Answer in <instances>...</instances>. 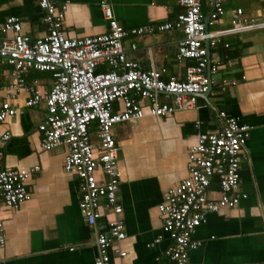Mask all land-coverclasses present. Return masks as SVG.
Here are the masks:
<instances>
[{
	"label": "crops",
	"instance_id": "obj_1",
	"mask_svg": "<svg viewBox=\"0 0 264 264\" xmlns=\"http://www.w3.org/2000/svg\"><path fill=\"white\" fill-rule=\"evenodd\" d=\"M56 1L58 5L67 2L62 20L65 36L84 37L107 31L101 0ZM107 1L125 28L172 22L183 11L179 0ZM237 7L248 18L264 20V0H225L224 15L208 29L229 27ZM202 11L205 15L210 11L205 3ZM44 14L36 0H0V22L8 16L19 17L22 30L31 39L45 35ZM182 36L178 29L155 30L129 34L122 45L127 57L144 69L154 66L164 79H183L186 67L193 61L176 60ZM132 43L136 44L134 50ZM211 53L218 57L220 68L212 75L210 91L196 97V107L178 109L162 117L146 115L111 129L118 145L117 194L126 232L120 244L126 255L120 259L113 255V261L154 264L159 257L174 264L162 257L171 240L162 230L158 205L168 189L187 177V147L197 141L200 131L216 130L217 113L224 110L251 127L239 162V188L247 197L235 206L205 214V221L192 234L200 244L188 250L185 264H264V28L224 35ZM223 77L236 79V84L221 90ZM26 78L38 79L44 93L51 86V74L46 71H31ZM27 97L25 90L17 91L9 99L16 113L0 121V167L19 171H29L34 165L40 168L26 180L30 197L18 209L0 201L6 236L0 264H94L98 254L96 230L80 213L76 177L64 170L67 146L50 150L41 147L38 124L44 118L45 105L27 107ZM121 109L122 103L116 101L113 110ZM197 121L199 127L195 126ZM5 132L11 135L2 140ZM213 189L211 195L216 196ZM111 218L109 210H104L102 221ZM158 235L162 240L148 247Z\"/></svg>",
	"mask_w": 264,
	"mask_h": 264
},
{
	"label": "built area",
	"instance_id": "obj_2",
	"mask_svg": "<svg viewBox=\"0 0 264 264\" xmlns=\"http://www.w3.org/2000/svg\"><path fill=\"white\" fill-rule=\"evenodd\" d=\"M36 1L45 11V35L31 39L17 16L0 22V121L16 113L9 99L17 91L27 92L25 106L45 105L44 118L38 124L41 147L50 150L67 146L64 170L76 177L80 213L96 230L94 243L98 254L94 264H122L112 260L113 255L118 259L126 255L120 246L126 232L117 194L120 169L112 127L146 115L162 117L178 109L196 107V97L210 91L212 75L220 68L211 49L224 35L264 28V20L248 18L237 7L230 16L229 27L212 30L208 26L224 15L225 0H179L183 11L172 22L125 28L114 17L109 2L101 0L107 31L67 37L62 31L67 2L58 5L56 0ZM202 3L210 9L207 15L202 11ZM169 29L183 34L176 47V60L193 61L186 67L183 79H164L154 66L144 69L127 57L122 45L129 34ZM135 48L132 43L131 49ZM34 70L51 74L48 92H43L44 86L38 79L27 80L26 75ZM235 84L236 79L223 77L220 87L225 90ZM116 101L122 103L120 111L113 110ZM217 114L219 127L200 131L197 141L187 147V177L168 189L158 205L162 230L171 240L162 257L174 264H185L188 250L200 244L192 239V234L205 221L206 213L235 206L247 197L239 188V162L251 127L224 110ZM195 126L199 127L198 121ZM10 135L5 132L1 138L5 140ZM39 168L34 165L29 171H19L0 167V201L18 209L30 197L26 180ZM213 188L216 196L211 195ZM104 210L112 215L105 222ZM5 240L0 219V260ZM161 240L162 235H158L147 246L154 247ZM154 264L167 263L156 257Z\"/></svg>",
	"mask_w": 264,
	"mask_h": 264
},
{
	"label": "water",
	"instance_id": "obj_3",
	"mask_svg": "<svg viewBox=\"0 0 264 264\" xmlns=\"http://www.w3.org/2000/svg\"><path fill=\"white\" fill-rule=\"evenodd\" d=\"M207 20V18L205 19V21ZM208 93V92H207ZM206 94V93H205Z\"/></svg>",
	"mask_w": 264,
	"mask_h": 264
}]
</instances>
